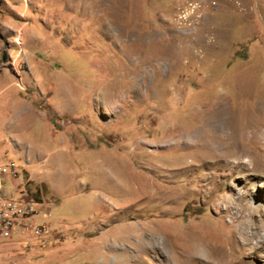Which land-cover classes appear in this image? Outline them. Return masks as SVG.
Instances as JSON below:
<instances>
[{
  "label": "rangeland",
  "instance_id": "rangeland-1",
  "mask_svg": "<svg viewBox=\"0 0 264 264\" xmlns=\"http://www.w3.org/2000/svg\"><path fill=\"white\" fill-rule=\"evenodd\" d=\"M0 158V264H264V0H0Z\"/></svg>",
  "mask_w": 264,
  "mask_h": 264
},
{
  "label": "built area",
  "instance_id": "built-area-1",
  "mask_svg": "<svg viewBox=\"0 0 264 264\" xmlns=\"http://www.w3.org/2000/svg\"><path fill=\"white\" fill-rule=\"evenodd\" d=\"M4 177L16 181L20 177L19 169L14 162L0 158V238L7 240L17 235L23 239L34 238L41 245L57 242L60 238L58 232L46 222L49 213H40L37 209L40 201L21 185H14L11 191L6 190L2 185ZM38 216L43 221L37 222Z\"/></svg>",
  "mask_w": 264,
  "mask_h": 264
},
{
  "label": "crops",
  "instance_id": "crops-1",
  "mask_svg": "<svg viewBox=\"0 0 264 264\" xmlns=\"http://www.w3.org/2000/svg\"><path fill=\"white\" fill-rule=\"evenodd\" d=\"M40 206V205H39ZM50 224V223H49ZM50 226H51V224H50ZM52 227V226H51ZM54 229V228H53ZM47 244H43V245H41V246H46Z\"/></svg>",
  "mask_w": 264,
  "mask_h": 264
},
{
  "label": "bare ground",
  "instance_id": "bare-ground-1",
  "mask_svg": "<svg viewBox=\"0 0 264 264\" xmlns=\"http://www.w3.org/2000/svg\"><path fill=\"white\" fill-rule=\"evenodd\" d=\"M221 121V120H220Z\"/></svg>",
  "mask_w": 264,
  "mask_h": 264
}]
</instances>
